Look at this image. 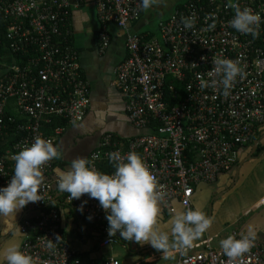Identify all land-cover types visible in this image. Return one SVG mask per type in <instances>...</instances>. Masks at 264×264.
<instances>
[{
    "label": "built area",
    "instance_id": "built-area-1",
    "mask_svg": "<svg viewBox=\"0 0 264 264\" xmlns=\"http://www.w3.org/2000/svg\"><path fill=\"white\" fill-rule=\"evenodd\" d=\"M94 2L99 23L98 49L103 52L110 41L108 25L126 31L142 10L139 0ZM229 4L259 14L256 38L229 26L234 16ZM69 15L68 0H0V22L5 23L8 40L5 53L10 57L9 61L0 57V135L6 131V123L15 120L12 116L5 120V109L11 104L14 114L24 119L18 126L24 134L0 154V187L7 186L13 174L12 157L22 147L38 137L57 146L56 138L63 133V127H56L49 136L42 130L45 123L61 118L65 124L75 125L89 110L88 81L82 77L75 50L66 46L61 32ZM192 15L195 23L185 29L181 17ZM260 43H264V0L186 2L160 18L154 31L127 33L126 57L115 67V86L124 98L127 120L147 132L125 138L123 143L116 135L105 132L87 158L96 157L93 163L97 170L102 165L111 167L101 171L110 174L114 169L109 153L123 156L135 152L166 193L160 205L173 212L172 203L177 201L183 209H190L195 186L228 171L236 149L250 143L264 125V47ZM17 53L34 54L16 64L13 54ZM221 54L238 62L245 73L243 78H236L227 96L214 87H200L201 79H219L209 73L214 67L212 61ZM153 122L159 126L149 130ZM191 153L195 155L193 159ZM53 167L50 160L41 168L44 182L38 194L43 200L30 202L42 214L34 221L24 219L19 225L23 233L21 251L30 255L34 264H119L115 259L84 261L69 247L60 226L59 210L51 207L56 191V182L49 178ZM60 196L59 202L73 209L84 222L105 219L98 201L87 194L72 201L68 193L63 199ZM104 233L100 245L118 241L116 236H108L107 228ZM231 235L238 239L241 233ZM176 264H264V246L255 240L248 253L235 259L207 246L203 251L179 257Z\"/></svg>",
    "mask_w": 264,
    "mask_h": 264
},
{
    "label": "crops",
    "instance_id": "crops-1",
    "mask_svg": "<svg viewBox=\"0 0 264 264\" xmlns=\"http://www.w3.org/2000/svg\"><path fill=\"white\" fill-rule=\"evenodd\" d=\"M68 2V19L72 33L70 48L75 50L82 77L88 81L90 106L83 121L67 125L58 139L60 157L54 159L53 169L62 170H67L70 162L77 157L87 158L105 132L121 138L147 132L132 126L125 117L124 98L115 86V67L126 57L124 44L127 33L155 29L154 21L149 16L151 10L142 11L137 20L128 24L126 31L109 24V46L100 52L97 42L99 23L94 0ZM3 56L6 61L10 60L8 53ZM12 107L11 104L10 108ZM233 158L234 162L228 171L219 172L211 182L201 181L195 186L190 209H200L209 217L211 224L183 254L171 249L168 253L171 258L166 260L161 252L150 245H139L123 238H118L116 243L100 245L99 239L106 234L90 231V226L73 209L59 202L60 192L56 190L52 201L53 204L58 203L60 226L67 244L84 261L97 263L105 259H115L119 264H176L179 257L203 251L207 246L221 250V239L232 232L246 233L251 225L256 233L255 240L264 246V125L250 143L236 149ZM49 178L56 182L53 170ZM172 206L174 211L168 212L159 204V227L162 230H167V223L177 210H184L177 201ZM41 212V209L28 203L14 218L0 217V250L11 244L20 246L23 239V233L19 230L20 223L24 219L35 220ZM227 228L230 230L226 231Z\"/></svg>",
    "mask_w": 264,
    "mask_h": 264
},
{
    "label": "clouds",
    "instance_id": "clouds-1",
    "mask_svg": "<svg viewBox=\"0 0 264 264\" xmlns=\"http://www.w3.org/2000/svg\"><path fill=\"white\" fill-rule=\"evenodd\" d=\"M156 3L157 0H139V7L144 11ZM229 6L234 8L229 26L239 33L256 38L261 19L259 14L249 8L241 9L236 4ZM181 23L185 29H191L195 16L181 17ZM212 64L214 67L209 75L214 73L219 79H201V89L214 87L222 95H229L236 78L245 75L242 66L224 58L222 54ZM59 157L58 147L50 140L39 137L13 155V174L7 186L0 187V217L14 218L28 203L43 200L40 192L38 194L44 182L41 168L46 162ZM95 159V156L92 159L77 157L70 162L67 170L53 169L55 186L58 192L68 193L70 201L79 199L83 194L97 200L106 214L108 236L119 233L126 241L148 244L168 260L171 258L168 256L171 249L183 254L210 226L211 220L200 209L185 208L183 211L177 210L170 217L167 230H162L159 227V204L166 193L161 190L142 158L135 152L123 156L118 152L109 153L108 160L114 169L110 174L97 170L93 163ZM59 238L57 236L56 241ZM255 238L256 233L249 225L247 232L238 239L229 235L219 241V246L225 256L235 259L250 251ZM48 247L52 248L53 244L49 243ZM0 264H34V260L22 252L18 244H11L0 250Z\"/></svg>",
    "mask_w": 264,
    "mask_h": 264
},
{
    "label": "trees",
    "instance_id": "trees-1",
    "mask_svg": "<svg viewBox=\"0 0 264 264\" xmlns=\"http://www.w3.org/2000/svg\"><path fill=\"white\" fill-rule=\"evenodd\" d=\"M191 1L193 2V1H196V0H187L186 2H191ZM186 2H184V3H186ZM184 3H182V4H184ZM182 4H178V5L174 6V7H177V6L182 5ZM141 13H142V11H141ZM1 23L2 22H0V57H3V55H5V52H6L7 48H8V40L5 37V23H2V24ZM61 32H62L63 36L65 37L66 46H68L70 48L72 33H71V26H70V23H69V19L66 20L63 29H61ZM260 44H261V47H264V43H260ZM29 54L32 55L34 53H27V54L17 53V54H13L15 56L14 59H15L16 64H20V63L24 62ZM81 74H82V72H81ZM4 116H5V120L9 116L14 117L15 120L12 123H6V125H7L6 131L3 132L0 135V154L4 153L5 150H9L10 148H12L13 144L24 134L23 131H20L18 129V126L23 125V122H24V119L21 116H19L18 114H14L13 109L10 108V107H7L5 109ZM151 124L152 125L149 126V130H152V129L157 128L159 126V124L156 123V122H153ZM56 127H63V129L65 131L66 127H67V124H65V121L62 120L61 118H52L49 123H45L44 124V127H43L42 130H43L44 134L52 136L53 130ZM61 134L58 135V137L56 138V145H57L58 139L61 136ZM117 138L120 139V143H123V139H125V138H121V137H117ZM190 156L193 159L195 155H194V153H191ZM53 166H54V159H53ZM110 168L111 167L105 168V165H102V166L99 167V170L100 171H102V170L105 171V170H108V169L110 170ZM60 195H61L60 198L63 199L64 196H65V193H61ZM61 199H60V201H61ZM57 205H58V203L52 204L51 207L57 208ZM30 220L34 221L33 219H30ZM85 223L90 226V231H95V232H98L100 234H103L104 229L107 228V226H108L106 218L105 219H101V220H99L97 222H85Z\"/></svg>",
    "mask_w": 264,
    "mask_h": 264
},
{
    "label": "rangeland",
    "instance_id": "rangeland-1",
    "mask_svg": "<svg viewBox=\"0 0 264 264\" xmlns=\"http://www.w3.org/2000/svg\"><path fill=\"white\" fill-rule=\"evenodd\" d=\"M186 1L187 0H157V3L153 7H151V9H148V10H151L149 14V16L151 17L150 20L154 21V24L156 25L157 21L160 18L167 16L172 11L174 6L178 4H182ZM229 230L230 228H227L226 231H229ZM224 234L225 233L223 232L222 235Z\"/></svg>",
    "mask_w": 264,
    "mask_h": 264
},
{
    "label": "water",
    "instance_id": "water-1",
    "mask_svg": "<svg viewBox=\"0 0 264 264\" xmlns=\"http://www.w3.org/2000/svg\"><path fill=\"white\" fill-rule=\"evenodd\" d=\"M209 216H210V210H209ZM209 218V217H208ZM117 238H121L120 236H119V234H116L115 235Z\"/></svg>",
    "mask_w": 264,
    "mask_h": 264
}]
</instances>
